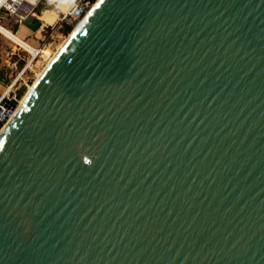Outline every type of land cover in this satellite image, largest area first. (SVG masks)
<instances>
[{"label":"water","instance_id":"water-1","mask_svg":"<svg viewBox=\"0 0 264 264\" xmlns=\"http://www.w3.org/2000/svg\"><path fill=\"white\" fill-rule=\"evenodd\" d=\"M0 264H264V0H96L0 132Z\"/></svg>","mask_w":264,"mask_h":264},{"label":"rangeland","instance_id":"rangeland-1","mask_svg":"<svg viewBox=\"0 0 264 264\" xmlns=\"http://www.w3.org/2000/svg\"><path fill=\"white\" fill-rule=\"evenodd\" d=\"M73 1L75 0H42L37 11H42L41 19L49 25H45L42 36L37 40L38 42H32V45L35 47L30 45L34 50L33 52L28 50V48L25 49L22 46H17L19 48L17 49L19 61L16 66L11 67L10 63H8L15 56L11 54L13 52V45L11 43L13 42L9 40L10 43L6 44V41H2V44H0V77H2L4 86L6 87L10 82H15L12 89L21 92V95L18 97L19 101L27 93L29 87L36 80L37 75L44 69L47 62L57 51V48L80 22L68 28L65 24L58 21L59 14L66 10ZM6 20L5 16L0 24L6 27ZM51 24L54 25L52 30L50 28ZM3 38L6 40V37L3 36ZM24 43L27 42L24 41Z\"/></svg>","mask_w":264,"mask_h":264},{"label":"built area","instance_id":"built-area-1","mask_svg":"<svg viewBox=\"0 0 264 264\" xmlns=\"http://www.w3.org/2000/svg\"><path fill=\"white\" fill-rule=\"evenodd\" d=\"M94 1L75 0L71 2L69 7L59 14L58 21L68 27H73L86 15ZM41 3L42 0H0V22L6 16L8 19L20 23L31 15H37V12H39L37 8ZM50 28L52 30L54 25H50ZM11 84L12 82L5 87L0 95V131L5 127L19 104V92L12 89L14 85L11 86ZM13 101L16 102V105L12 103Z\"/></svg>","mask_w":264,"mask_h":264},{"label":"crops","instance_id":"crops-1","mask_svg":"<svg viewBox=\"0 0 264 264\" xmlns=\"http://www.w3.org/2000/svg\"><path fill=\"white\" fill-rule=\"evenodd\" d=\"M41 14H42V11L41 12L39 11L37 12V15H31L27 17L25 20L21 21L20 23L13 22L12 19L6 18L7 19L6 27L0 24V44H2V41H6V44H9L10 43L9 40H11L14 43V44L11 43L13 45V48H12L13 52H11V54H14L15 56L12 57V61L8 62L10 63L11 67L16 66L19 61L18 60L19 52H17V49L19 48L17 46H20V47L22 46V48L24 47L25 49L28 48V50L32 52L34 51L32 48V46H34L32 45V42L34 43L38 42L37 40L38 38H40V36H42L44 27L47 24L41 19L42 18ZM2 30H5V31H2ZM2 35L6 37V40L3 38ZM24 41L29 44L24 43ZM2 80H3L2 77H0V95L3 93L6 87L4 86V83L2 82Z\"/></svg>","mask_w":264,"mask_h":264},{"label":"bare ground","instance_id":"bare-ground-1","mask_svg":"<svg viewBox=\"0 0 264 264\" xmlns=\"http://www.w3.org/2000/svg\"><path fill=\"white\" fill-rule=\"evenodd\" d=\"M81 20H82V19H81ZM81 20H80V21H81ZM76 26H77V25H76ZM76 26H75V27H76ZM74 29H75V28H74ZM2 31H5V30H2ZM67 37H68V36H67ZM67 37L65 38V40L67 39ZM13 38H14V37H13ZM65 40H64V41H65ZM64 41H63V42H64ZM61 45H62V44H61ZM61 45L57 48V50L61 47ZM55 53H56V52H55ZM55 53H54V54H55ZM54 54H53V56H54ZM53 56H52V57H53ZM52 57H51V59H52ZM51 59H50V60H51ZM50 60H49V61H50ZM49 61H48V62H49ZM48 62H47V63H48ZM46 65H47V64H46ZM41 72H42V71H41ZM41 72H40V73H41ZM40 73L37 75V78L39 77ZM37 78H36V79H37ZM34 82H35V81H34ZM33 84H34V83H33ZM33 84L29 87V90L32 88ZM12 85H14V82H12L11 86H12ZM29 90H28L27 93L24 95V97L19 101V104H21V103L23 102V100H24V98L27 96ZM19 104H18V105H19ZM16 110H17V109H16ZM14 113H15V111H14ZM14 113H13V114H14ZM12 116H13V115H12ZM0 132H1V131H0Z\"/></svg>","mask_w":264,"mask_h":264},{"label":"trees","instance_id":"trees-1","mask_svg":"<svg viewBox=\"0 0 264 264\" xmlns=\"http://www.w3.org/2000/svg\"><path fill=\"white\" fill-rule=\"evenodd\" d=\"M91 1H93V0H91ZM67 27H68V26H67ZM68 28H70V27H68ZM2 82H3V80H2ZM3 83H4V82H3ZM22 90H23V89H22ZM18 94H19V96H20V95H21V92H19Z\"/></svg>","mask_w":264,"mask_h":264}]
</instances>
